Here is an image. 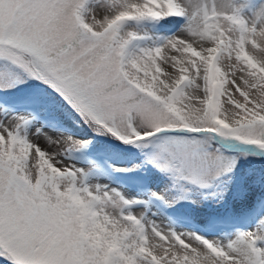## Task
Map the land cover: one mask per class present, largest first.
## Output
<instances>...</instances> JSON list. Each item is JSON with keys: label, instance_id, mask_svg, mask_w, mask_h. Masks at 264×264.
Here are the masks:
<instances>
[{"label": "snow or ice", "instance_id": "obj_1", "mask_svg": "<svg viewBox=\"0 0 264 264\" xmlns=\"http://www.w3.org/2000/svg\"><path fill=\"white\" fill-rule=\"evenodd\" d=\"M0 264H264V0H0Z\"/></svg>", "mask_w": 264, "mask_h": 264}]
</instances>
